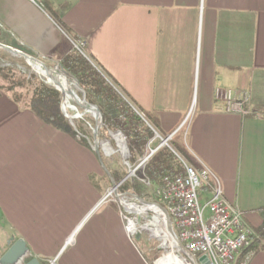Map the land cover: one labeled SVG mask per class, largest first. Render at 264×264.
Listing matches in <instances>:
<instances>
[{"label": "crops", "instance_id": "crops-1", "mask_svg": "<svg viewBox=\"0 0 264 264\" xmlns=\"http://www.w3.org/2000/svg\"><path fill=\"white\" fill-rule=\"evenodd\" d=\"M77 41L153 131L149 151L169 138L159 150H183L182 158L174 153L178 170L207 168L256 231L264 209V0H0L1 44L59 65ZM217 88L247 94L251 114L226 113ZM98 176L91 148L0 92V259L23 240L25 262L147 264L126 234L123 209L100 203ZM249 253L246 264H264V239Z\"/></svg>", "mask_w": 264, "mask_h": 264}, {"label": "built area", "instance_id": "built-area-1", "mask_svg": "<svg viewBox=\"0 0 264 264\" xmlns=\"http://www.w3.org/2000/svg\"><path fill=\"white\" fill-rule=\"evenodd\" d=\"M75 47L81 52L85 44L77 41ZM215 99L223 103L228 114L241 117L251 114L250 98L245 93L217 88ZM168 141L169 138L151 150L135 171L145 166ZM203 189L209 192L204 202L200 196ZM154 192L170 217L176 238L187 252L196 258L205 257L207 264H237L238 257L246 253L240 264L247 263L249 251L259 238L246 223L242 211L225 200L219 181L207 168L196 170L184 165L181 173L162 177ZM128 226L127 234L134 236L137 228L131 233Z\"/></svg>", "mask_w": 264, "mask_h": 264}, {"label": "rangeland", "instance_id": "rangeland-1", "mask_svg": "<svg viewBox=\"0 0 264 264\" xmlns=\"http://www.w3.org/2000/svg\"><path fill=\"white\" fill-rule=\"evenodd\" d=\"M75 51H77L81 55H84L83 50L80 52L76 48V49H72L71 51H69L67 55L61 60L59 65H54V64L50 65L45 61H41V60L39 61H41L48 69L58 72L60 76L62 77L64 75L63 73L59 71V69L62 68L61 63L66 57L76 56ZM83 57L87 60V62L93 68H95L98 72H100L97 69V67L93 64V62L90 61V59H88L86 56H83ZM0 69L4 70L5 71L4 73L7 76L6 80L0 77V86L4 88H12L13 89L12 92H14L17 96H19L21 101L27 100L28 98L30 99V97L33 95V89L35 88L37 84H43L45 86L53 88L50 85H48L42 77L37 75L24 62L23 59L13 57L2 50H0ZM30 77H35V79L29 80ZM61 77L60 79L62 80ZM65 77H66L67 83L69 84V88L73 90L75 94L77 95V97L81 100V102L84 103L85 94L82 91V89H80L77 86V82L73 78L69 77L67 73L65 74ZM104 78L116 90L113 84L105 76ZM60 98H61V94H60ZM43 107H44L43 109L48 113H52L53 111H55L56 113L59 111H62V104L61 105L55 104L53 101L48 102V104L43 105ZM68 110H69L68 112L70 115H76L78 113V114H81L82 117L76 118L73 121H69L65 117L66 119H64V122H63L64 125H66L67 128L73 132L76 130V131H79V134L83 136H87L91 142V147H92L93 136H92L91 127H93L95 124L93 116L91 114L85 113L80 107H77L72 101V99H70L68 103ZM121 118L123 117L121 116ZM117 121L118 119L115 118V122ZM102 123H103V119H102ZM103 129H106L104 123H103V126L99 129L98 136H97V139L100 144V155H101L103 164L105 168L107 169V171L109 172L110 176L111 174H114L116 175V177L120 179L119 183L116 184L118 185L117 194L122 195V197L130 203H138V201L133 197V196H136L138 198L145 200L148 203L158 204L159 201L154 192L157 185H154L153 182L149 180L145 172V166L148 162L145 164V166L135 171V167H137L140 161L136 165L135 163L131 164V153L129 150V141L127 137L120 131L104 132ZM116 132H120L125 139V143L128 149L127 155H124V152H126V150L124 146V141L121 138V136H115V138L117 139L119 148L117 146V143L112 139V135H114ZM104 133H108L109 135H111L110 143L106 142ZM154 139H155V135L152 137L150 141ZM156 147H158L157 140L153 144L152 149ZM163 149L159 150V152L162 151ZM181 172L182 171L178 173H181ZM93 184L96 186L100 185V187L102 186L104 188L101 190L102 199H104L105 197L104 204H111V205H116V206L119 205V203L114 197V193H112V186L110 184V181L107 175L102 170V168H101V176L93 177ZM120 217L121 219L124 220L125 231H126L127 225H126V220L124 219V217L128 218L129 220H132L134 224L136 225L137 227L136 234L134 236L132 235L129 237L131 239L133 246L135 247L136 245V248L144 256L147 264H186L185 257L181 255V253L178 252V250L172 246L170 240H167V239L158 240L151 236L150 231L142 230L140 228L141 226L150 225L151 229L157 230V232H159V234L163 236V233H164L163 225L160 223V224H156L155 226V223L153 222L154 216L151 213H138V212L134 213L133 211L131 213H127V211L123 210V213L120 214ZM137 235H139L138 241L135 238L133 240V237H136ZM173 257H176V258L178 257L177 263L173 260Z\"/></svg>", "mask_w": 264, "mask_h": 264}, {"label": "trees", "instance_id": "trees-1", "mask_svg": "<svg viewBox=\"0 0 264 264\" xmlns=\"http://www.w3.org/2000/svg\"><path fill=\"white\" fill-rule=\"evenodd\" d=\"M75 54L76 56L74 57H66L61 63V67L66 71L69 77L77 82V86L82 89L85 94L86 104L95 106L101 113L106 128L103 129V131H120L127 137L131 153V164L135 163L136 165L138 159L142 160L149 154L148 146L150 140L154 136L153 131H151L143 119L135 113L132 105L107 82L100 72L87 62L83 57L84 55H81L77 51H75ZM4 72V70L0 69V77L6 80L7 76ZM33 79H35V77L29 78V80ZM12 90V88H4L0 86L1 93L7 96L9 94V98L15 104L34 112L43 122L54 127L60 126L68 129L63 123L66 118L62 111L48 113L43 109V105H47L50 101H53L55 104H62L60 93L58 91L43 84H37L33 89V95L30 99L28 98L27 100L21 101L19 96L12 92ZM121 116L123 118H121ZM115 118L118 119L117 122H115ZM69 131L74 134L83 145L92 149L91 142L87 136L79 134V131L76 130L74 132L71 130ZM104 134L106 142L110 143L111 135L108 133ZM121 138L124 141L123 136H121ZM172 150V152L168 149L160 151L146 164V176L153 183L159 184L163 177L162 174L171 175L177 174L181 171L176 168L179 161L175 154L182 158L184 157L183 150L174 145ZM124 155H126V152H124ZM111 178L115 184H118L120 181V179L114 174H111ZM260 212L263 217V222L255 231L259 238L256 242L260 239H264V209ZM135 239L138 241L139 235H137ZM237 264H240V262L237 261Z\"/></svg>", "mask_w": 264, "mask_h": 264}, {"label": "water", "instance_id": "water-1", "mask_svg": "<svg viewBox=\"0 0 264 264\" xmlns=\"http://www.w3.org/2000/svg\"><path fill=\"white\" fill-rule=\"evenodd\" d=\"M0 50L8 53L9 55L23 59L24 62L40 77H42L48 85L53 87L56 91H58L61 94L62 98V112L65 115V117L69 121H73L76 118H81V114L76 115H69L67 112V105H66V99L67 96H69L74 104L77 107H80L85 113H90L93 116L94 119V126L91 127L92 130V136H93V145L92 149L99 161V164L104 171V173L107 175L110 184L112 186V193H114V197L119 203L120 207L131 213L132 211L134 213H151L155 218H157L158 222L163 225V228L165 230V233L163 235L164 238L167 240H170L172 246L178 250V252L181 253L185 257V263L186 264H207V259L205 257L196 258L189 252H187L184 247L181 245V243L176 238V235L173 231L171 220L169 215L167 214L166 210L162 207V205L157 203H148L145 200L138 198L136 196H133L138 203H130L126 201L122 195L117 194V188L118 185L115 184L113 179L111 178L109 172L105 168L101 155H100V144L97 139L98 131L103 126L102 123V116L99 110L95 106H89L85 102H81V100L77 97L75 92L71 90L69 87L66 89H63L62 84L60 82V74L56 71L48 69L41 61L38 59L18 50L14 49L12 47L3 45L0 43ZM59 71L63 73L65 77V70L63 68H60ZM66 78V77H65ZM139 115V114H138ZM141 118L142 116L139 115ZM143 119V118H142ZM115 136H122L120 132H116L114 135H112V139L117 143V139ZM124 138V137H123ZM166 139H162V141H165ZM117 146L119 148V145L117 143ZM124 146L126 150V155L128 154V149L125 143L124 139ZM103 148V147H102ZM105 199V198H104ZM104 199L100 201V203L104 202ZM126 220L127 218L124 217ZM154 220V219H153ZM126 225H129V221L126 220ZM151 232V231H150ZM152 236V234H151ZM153 237V236H152ZM158 240H160L157 237H154ZM27 255V247L25 245V242L23 240H17L13 243V245L6 251V253L1 257L0 264H40L39 261L36 258H32L31 260L25 262V257ZM178 258V257H177Z\"/></svg>", "mask_w": 264, "mask_h": 264}, {"label": "bare ground", "instance_id": "bare-ground-1", "mask_svg": "<svg viewBox=\"0 0 264 264\" xmlns=\"http://www.w3.org/2000/svg\"><path fill=\"white\" fill-rule=\"evenodd\" d=\"M61 77V76H60ZM59 77V78H60ZM62 78V80L60 79V82H61V84H62V87H63V89H66V88H68L69 87V84L67 83V80H66V78L64 77V76H62L61 77ZM68 102H69V96H67V99H66V105H67V112L69 111L68 110ZM68 114H69V112H68ZM88 114H90V113H88ZM70 115V114H69ZM92 115V114H91ZM82 116V115H81ZM75 120V119H74ZM153 222L155 223V226H156V224H160L159 222H158V220H157V218H154V220H153ZM146 225V224H145ZM136 225L134 224V222L132 221V220H130L129 221V226H128V229H129V231L131 232V233H134L135 231H136ZM142 230H148V231H151V234H152V236L153 237H157V238H159V239H164V240H166V238H164L163 236H161L160 234H159V232H157V230H154V229H151V226L150 225H148V226H141L140 227ZM173 260L177 263V261H178V258H176V257H173Z\"/></svg>", "mask_w": 264, "mask_h": 264}]
</instances>
